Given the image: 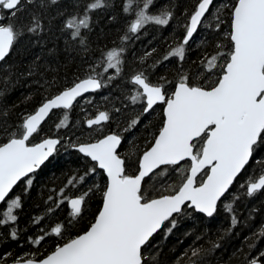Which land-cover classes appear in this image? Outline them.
<instances>
[{
    "label": "snow or ice",
    "instance_id": "1",
    "mask_svg": "<svg viewBox=\"0 0 264 264\" xmlns=\"http://www.w3.org/2000/svg\"><path fill=\"white\" fill-rule=\"evenodd\" d=\"M155 5L156 0H120L116 11L115 0H0V68L7 69L0 72L5 85L0 96L8 82H16L10 61L27 53L26 40L47 43L45 34L55 29L64 37V49L79 59L69 79L51 64L41 72V57L35 56L20 75L40 77L35 82L42 85L41 100L16 121L10 119L13 105L0 108V203L5 205L0 225H12L3 238L26 242L18 227L25 193L62 150H76L83 167L73 169L64 186L49 187L46 208L32 221L38 234L26 238L35 247L0 264H164L158 237L167 238L183 217L199 212L213 218L224 207L230 214L225 235L248 222L237 214L241 193L235 186L247 197L264 194V0H195L179 14L175 0ZM101 11L122 24L111 45L92 36L103 34ZM151 24L175 25L169 46L159 56L153 55L158 45L146 47L129 68V49ZM198 31L207 37L193 68L197 62H186L187 52ZM48 51L54 53L55 46ZM48 70L55 73L51 78ZM114 80L125 82L124 98L86 118L89 131L99 134L74 139L69 128L74 103L93 101L92 93ZM125 111L129 115L121 127ZM58 113L63 118L56 130L67 131L44 134L43 123ZM157 115L160 123L152 127ZM112 121L116 130L109 128ZM97 196L93 212L89 203ZM65 203L68 217L42 223ZM223 239L218 235L207 247L194 241L183 253L187 264H202ZM244 239L237 249L243 264H264V246H258L264 222Z\"/></svg>",
    "mask_w": 264,
    "mask_h": 264
},
{
    "label": "trees",
    "instance_id": "2",
    "mask_svg": "<svg viewBox=\"0 0 264 264\" xmlns=\"http://www.w3.org/2000/svg\"><path fill=\"white\" fill-rule=\"evenodd\" d=\"M177 3V13L187 6L189 9L192 8L195 0H175ZM116 11L119 10L120 0H115ZM168 0H156L155 6H160L167 4ZM100 26L103 28V34L97 35V32L92 34L93 39H98L100 42L111 45L113 41H117V37L120 34V29L122 27L121 23L117 21H108V16L105 12L101 11L99 13ZM175 25L170 24L169 26L161 28L156 24H151L148 26V32L139 41L135 42L134 47L129 49V64L128 67L132 68L138 61L136 57L141 56L146 47L157 46V52L153 55L159 56L161 53L165 52L169 46L172 39L170 33L172 32ZM47 43H41L40 45L30 44L27 40L24 41L23 47L27 48V53L13 56L10 63L15 64L16 71L13 75V80L15 83L8 82L7 91L4 92L3 96H0V108L8 107L13 105L11 109L10 119L12 121L19 120L21 118L23 111L32 110L36 104L41 100L43 96L42 85L36 83L35 81L40 79L39 76L34 75L31 77L21 76L20 73L29 68V65L34 61L35 56L39 55L41 60L39 61L40 71L44 72L47 64H51L53 69H59V75L61 77L67 76L69 79L72 78L73 73L79 65L78 57L72 59L76 56L75 53H71L64 49V37L58 32L53 31V34H45ZM168 37L169 39H165ZM207 33L204 31H198L194 36L193 40L189 42V51L187 52V57L190 58L186 62L191 63V61H196L197 63L193 65V68L198 66L199 59L203 55L202 48L204 45L201 41L206 39ZM118 42V41H117ZM55 46L56 51L49 52ZM208 51H213L211 46H208ZM0 72H7V69L0 68ZM55 73L52 70H48L46 75L51 78ZM63 82V81H61ZM4 81L0 78V88H3ZM126 84L122 80H114L112 84L106 85L105 88L92 94L94 100L85 103L81 98L78 99V103L73 106V109L69 112L70 122L69 128L76 136H80L81 139H85L87 135H96L99 133H94L89 131V128L84 122L86 118L97 114L99 109L108 107L110 108L112 103L115 102L119 104L120 100L124 98L126 94ZM30 92H34L33 98L25 102V96ZM119 97V99H117ZM127 102V101H125ZM160 111L159 109L157 110ZM129 113L124 112L123 117L120 119L119 123L121 127L124 126V121L127 119ZM62 113H58L57 117L49 119L42 127L44 129V134L46 135H56L63 134L67 129L61 128L59 133L55 128V123L62 119ZM160 123V116L157 115L152 118V127H156ZM109 128L111 130H116V122H108ZM109 128L104 129V131L109 130ZM84 133L83 136L80 134ZM125 135H130V133H125ZM145 137L141 134L139 140H144ZM80 168L83 170L82 162L80 156L76 154L73 149H68L67 151H61L57 157L56 162L49 165L45 169L44 173L37 178L30 193H25L24 207L19 210V221L18 227L21 229V240H25L24 244L19 243L17 240L8 238L5 240L3 237L8 236L11 228L9 225H0V261L11 260L16 254L23 252L29 247H35L31 244V241H27V236L38 234L37 225L33 224L32 221L40 215L42 211L46 208V196L51 185H56L57 187L64 186L68 176L71 174L73 169ZM257 171H259V166H257ZM42 185H47V187H42ZM99 203V197H94L90 203L89 207L95 210L97 204ZM3 204L0 209L4 208ZM237 214L242 218V220L247 219V223H242L233 230L229 235H225L223 229L228 227L230 224V214L224 207L219 209L217 215L213 218H205V216L193 213L190 216H185L182 218L181 222L178 224L177 228L174 229L173 233L168 235L167 238H160V243L162 246L161 259L164 264H174L175 261L180 258L189 246L195 243L204 244L206 247L209 246V240L214 239L216 236H223L224 239L221 242V247L217 248L214 252L206 256L202 264H243L241 263L243 257L237 251L241 245L246 244L244 237L255 230V227L262 222H264V194H257L255 197H247L243 191L241 192L240 198L237 201ZM259 209V211H254ZM250 210L253 211V215L249 218ZM70 213L69 204L65 203L56 209V214L47 216L42 223L52 224L57 219L64 220L68 217ZM91 219V214L81 222L80 227L83 228L88 221ZM199 233H203L204 236L201 240H196V236ZM264 246V240L261 241L260 245ZM51 244L47 246L45 250H50ZM5 252H11V256H4Z\"/></svg>",
    "mask_w": 264,
    "mask_h": 264
},
{
    "label": "rangeland",
    "instance_id": "3",
    "mask_svg": "<svg viewBox=\"0 0 264 264\" xmlns=\"http://www.w3.org/2000/svg\"><path fill=\"white\" fill-rule=\"evenodd\" d=\"M235 187H236V190L239 191L240 193L243 191V189H240L239 186H235ZM187 251H188V249H186L184 252H187ZM176 262H179V264H187V257H185V256L182 255L180 258H178L175 261L174 264H176ZM241 263H243V260H242Z\"/></svg>",
    "mask_w": 264,
    "mask_h": 264
},
{
    "label": "water",
    "instance_id": "4",
    "mask_svg": "<svg viewBox=\"0 0 264 264\" xmlns=\"http://www.w3.org/2000/svg\"><path fill=\"white\" fill-rule=\"evenodd\" d=\"M196 34H194V36H195ZM194 38V37H193ZM99 90H97V91H95V92H93L92 94H94V93H96V92H98ZM84 95H88V93H85ZM78 99H80V98H78ZM76 103H74V105H75ZM49 119H47L44 123H43V125L48 121ZM42 125V126H43ZM87 127L89 128V126L87 125ZM93 127H95V126H93ZM76 151V150H75ZM3 205V203H0V206H2ZM70 206V205H69ZM198 214H201V213H199V212H197ZM201 215H203V214H201ZM204 216V215H203Z\"/></svg>",
    "mask_w": 264,
    "mask_h": 264
},
{
    "label": "bare ground",
    "instance_id": "5",
    "mask_svg": "<svg viewBox=\"0 0 264 264\" xmlns=\"http://www.w3.org/2000/svg\"><path fill=\"white\" fill-rule=\"evenodd\" d=\"M100 91V90H99ZM95 94V93H94ZM86 126H87V124H86ZM1 207V206H0Z\"/></svg>",
    "mask_w": 264,
    "mask_h": 264
}]
</instances>
